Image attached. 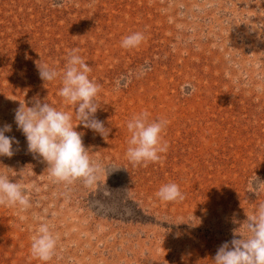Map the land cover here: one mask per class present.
<instances>
[{
	"label": "rangeland",
	"instance_id": "obj_1",
	"mask_svg": "<svg viewBox=\"0 0 264 264\" xmlns=\"http://www.w3.org/2000/svg\"><path fill=\"white\" fill-rule=\"evenodd\" d=\"M133 32L144 41L122 48ZM70 49L100 85L107 141L78 124L59 78L39 76L40 63L61 71ZM34 98L72 114L96 183L55 180L28 152L14 112ZM142 111L168 121V149L134 167L126 124ZM4 124L18 143L0 173L24 185L31 206H0V264H213L264 202V0H0ZM170 182L183 200L156 197ZM40 223L57 238L46 262L30 255Z\"/></svg>",
	"mask_w": 264,
	"mask_h": 264
},
{
	"label": "clouds",
	"instance_id": "obj_2",
	"mask_svg": "<svg viewBox=\"0 0 264 264\" xmlns=\"http://www.w3.org/2000/svg\"><path fill=\"white\" fill-rule=\"evenodd\" d=\"M144 39L142 32H133L122 38L120 46L136 48ZM78 53L79 49L68 51L66 64L61 71L47 63L37 64L39 76L44 82L59 78L61 86L57 94L65 105L73 106L78 124L99 133L107 141L110 129L95 118L100 85L89 79L92 69ZM14 122L26 137L28 152L38 154L47 163L51 178L65 182L83 178L86 185L97 182L99 165L90 158L89 150L82 141V133L77 132V124L72 123L71 113L34 98L31 107L26 106L25 102L19 105L14 112ZM167 124L166 119L149 120L147 111L135 114L127 121L130 138L125 155L129 163L134 167L147 166L161 160V154L168 149L167 141L162 139ZM11 130L10 124L0 127V156L14 155L12 146L18 141L5 135ZM254 181L258 182V178ZM155 195L164 202L185 198L179 185L174 182L162 185ZM0 206L18 207L20 211L31 206L24 185L11 181L4 173H0ZM240 227L243 229L237 232L240 238L234 236L230 242H224L217 249L213 264H264V202L258 204ZM30 240L32 258L45 262L52 258L57 238L47 223H40Z\"/></svg>",
	"mask_w": 264,
	"mask_h": 264
}]
</instances>
